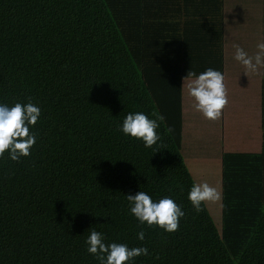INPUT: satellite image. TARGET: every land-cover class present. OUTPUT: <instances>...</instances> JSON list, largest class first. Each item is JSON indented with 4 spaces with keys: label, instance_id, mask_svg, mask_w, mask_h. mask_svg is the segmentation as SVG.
I'll return each mask as SVG.
<instances>
[{
    "label": "trees",
    "instance_id": "obj_1",
    "mask_svg": "<svg viewBox=\"0 0 264 264\" xmlns=\"http://www.w3.org/2000/svg\"><path fill=\"white\" fill-rule=\"evenodd\" d=\"M228 7L0 0V104L31 98L41 110L31 154L0 157V264H101L87 251L92 230L106 245L148 249L127 264H264V81L260 99L233 86L242 24ZM208 68L228 96L209 131L185 78ZM136 112L164 117L151 148L121 130ZM201 183L220 197L196 212L188 194ZM139 191L173 199L179 230L141 224L127 200Z\"/></svg>",
    "mask_w": 264,
    "mask_h": 264
},
{
    "label": "clouds",
    "instance_id": "obj_2",
    "mask_svg": "<svg viewBox=\"0 0 264 264\" xmlns=\"http://www.w3.org/2000/svg\"><path fill=\"white\" fill-rule=\"evenodd\" d=\"M234 59L239 61L245 68V74L256 73L259 67H264V42L257 44L258 51L254 56H249L244 49L235 45ZM187 77H195L187 83L188 93L196 101L195 108L202 112L208 120H218L222 110L228 104L227 89L224 84V76L218 70L208 68L198 76L189 71ZM184 78V79H185ZM41 114L38 106L31 103L22 105L16 103L9 107L0 104V157L6 151L13 161H19L21 157L29 156L30 149L36 143V136L30 133L29 126H34ZM155 119L142 113H129L122 124V132L132 138L142 140L146 148H151L161 138L156 129L158 121L164 117L158 112H153ZM168 132L173 129L169 127ZM220 194L214 187L207 183L194 184L189 191L188 199L191 201L196 212L202 211V203L219 199ZM127 200L131 205V213L141 224L145 222L149 226L157 225L166 232L179 230L180 218L185 215L179 205L173 199L164 197L159 202H153L150 195L143 191L136 194H128ZM140 240L144 239V232L138 234ZM87 251L101 262V264H127L131 259L148 255L146 247L128 248L125 244L111 243L106 245L100 232L92 230L86 240ZM106 257V259H105Z\"/></svg>",
    "mask_w": 264,
    "mask_h": 264
},
{
    "label": "crops",
    "instance_id": "obj_3",
    "mask_svg": "<svg viewBox=\"0 0 264 264\" xmlns=\"http://www.w3.org/2000/svg\"><path fill=\"white\" fill-rule=\"evenodd\" d=\"M226 13H228L231 22L237 21L242 24L238 27L239 30L241 28L245 30L241 39L250 45H240V47H242L249 56H254L258 51L257 44L264 42V0H229V7L226 9ZM238 28L236 24L235 32ZM258 33L262 35L261 40L255 38ZM231 54L233 56V62L235 63L231 66V74L238 75L244 73L245 71H242V69L237 66L241 63L234 59L235 47H233V52H231ZM263 70L264 67H259L256 73L250 72L248 75L244 73L242 76L237 77L235 79L236 81L234 80L235 83L233 86L236 89H242L245 91L244 93H246V97L244 100L251 99L252 96H255L256 99L262 97L261 87L264 81ZM215 124V121H207V124H203L202 127L209 131V129L213 128ZM206 138H209V136H206Z\"/></svg>",
    "mask_w": 264,
    "mask_h": 264
},
{
    "label": "rangeland",
    "instance_id": "obj_4",
    "mask_svg": "<svg viewBox=\"0 0 264 264\" xmlns=\"http://www.w3.org/2000/svg\"><path fill=\"white\" fill-rule=\"evenodd\" d=\"M236 33H237V35H238V44H239V46L240 45H244V46H248V45H250L249 43H247V42H244L242 39H241V36H243L244 35V33H245V30L244 29H240L239 30V28L236 30ZM255 38L256 39H259V40H261V38H262V35L260 34V33H258L256 36H255ZM233 40H234V38H233ZM246 49V48H245ZM263 72H264V70H263ZM187 91H188V89H187ZM226 129V128H225ZM226 136H227V134H226ZM244 145H245V143H242V144H238L237 145V147L236 148H240V149H243V147H244ZM216 219H218L217 218V216H216ZM217 222H218V220H217Z\"/></svg>",
    "mask_w": 264,
    "mask_h": 264
}]
</instances>
